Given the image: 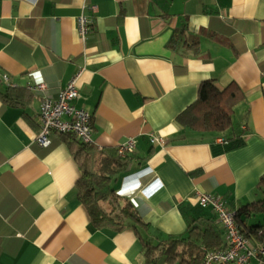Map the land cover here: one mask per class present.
<instances>
[{"label":"crops","instance_id":"0c3cea01","mask_svg":"<svg viewBox=\"0 0 264 264\" xmlns=\"http://www.w3.org/2000/svg\"><path fill=\"white\" fill-rule=\"evenodd\" d=\"M180 31L197 47L170 46ZM80 69L74 104L92 115L93 145L113 152L136 141L131 168L112 184L139 209L143 230L183 234L186 207L224 239L194 192L245 203L264 174V0H0V91L9 88L0 97V264H146L132 227L92 224L74 192L80 170L67 137L36 143L43 95L55 97ZM33 72L41 93L28 88ZM208 79L244 94L232 115L238 145L177 120Z\"/></svg>","mask_w":264,"mask_h":264},{"label":"trees","instance_id":"16d2710c","mask_svg":"<svg viewBox=\"0 0 264 264\" xmlns=\"http://www.w3.org/2000/svg\"><path fill=\"white\" fill-rule=\"evenodd\" d=\"M181 36L180 31V35H174L169 45L175 47L181 41L197 47V36L189 39ZM8 93L9 88L0 91L4 102L8 100ZM262 94L264 100V90ZM243 95L240 87L233 82L220 89L213 80H205L199 85L196 99L178 115L177 120L191 128L214 132L216 137L220 136L229 141L227 145H238L242 132L232 133V115L234 106L243 99ZM61 134L67 137L72 156L80 170L74 186L75 195L88 211L92 224L115 230L132 227L141 241L146 264L172 261L179 264H202L207 251L226 247L223 229L224 239L212 228L201 225V216L193 217L187 213L186 207L181 208L187 223L183 234L151 236L143 230L147 228V223L139 209L128 198L120 195L112 184L119 173L131 168L132 153L120 157L116 154V149L113 152L107 151L97 148L93 143H83L71 133ZM228 207L234 212L239 231L250 239L251 244L264 241V224L261 221L250 222L251 217L256 215H262L264 220V174L256 184L253 200L237 205L232 202ZM260 257L254 258L261 260Z\"/></svg>","mask_w":264,"mask_h":264},{"label":"built area","instance_id":"2783aa9c","mask_svg":"<svg viewBox=\"0 0 264 264\" xmlns=\"http://www.w3.org/2000/svg\"><path fill=\"white\" fill-rule=\"evenodd\" d=\"M91 8L95 10V5ZM81 38H85L89 31V20L85 15L78 19ZM82 69L78 70L65 86L60 88L55 97L43 95L38 112L39 132L36 143L40 146H48L54 133H71L83 143H93L92 139V115L85 109L76 107L74 100L78 97L76 87L77 80ZM38 72L30 74L31 80L28 88L35 93L45 90V83ZM4 78L7 79L6 75ZM152 144H163V140L154 135H149ZM216 142L221 145L229 144L223 137H216ZM136 141L129 137L116 146V154L124 157L134 151ZM197 204L202 208H210L215 214L226 237L227 245L219 250H209L205 253L202 264H248L254 257H260L264 264V241L251 244L238 229L234 212L228 207L226 200L219 195L196 190L194 192Z\"/></svg>","mask_w":264,"mask_h":264},{"label":"rangeland","instance_id":"374dc122","mask_svg":"<svg viewBox=\"0 0 264 264\" xmlns=\"http://www.w3.org/2000/svg\"><path fill=\"white\" fill-rule=\"evenodd\" d=\"M259 221H261V223L264 224V220H263V216L262 215L252 216L251 220H250L251 223H258Z\"/></svg>","mask_w":264,"mask_h":264}]
</instances>
